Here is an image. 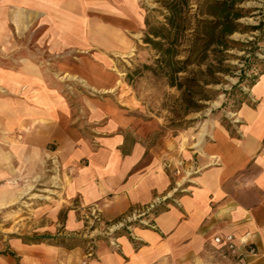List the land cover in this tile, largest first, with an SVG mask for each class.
Segmentation results:
<instances>
[{
    "label": "crops",
    "instance_id": "crops-1",
    "mask_svg": "<svg viewBox=\"0 0 264 264\" xmlns=\"http://www.w3.org/2000/svg\"><path fill=\"white\" fill-rule=\"evenodd\" d=\"M143 1L0 0V188L8 199L38 184L35 209L63 213L60 230L23 245L55 264H264V74L229 128L143 118L122 70ZM153 206L147 225L112 235ZM225 234L255 252L219 247Z\"/></svg>",
    "mask_w": 264,
    "mask_h": 264
},
{
    "label": "trees",
    "instance_id": "trees-1",
    "mask_svg": "<svg viewBox=\"0 0 264 264\" xmlns=\"http://www.w3.org/2000/svg\"><path fill=\"white\" fill-rule=\"evenodd\" d=\"M248 0H158V12L163 20L147 15L144 20L142 42L149 45L155 52L152 63H144L143 68L154 76L162 78L166 84L175 88L178 95L173 97L170 125L175 128H185L194 119L186 116L207 107L206 101L217 94L227 95V99L234 93L238 85L245 79V69L250 63L248 56H237L231 50L242 51L254 57L256 41H241L234 39V33H252L261 30L262 19L257 24H245L241 19L248 17L254 9L243 4ZM262 33V32H261ZM255 39H262L258 36ZM139 49H142L139 45ZM231 59L244 60V67H240L237 82L229 91L213 89L214 85L225 82L224 76L233 73L237 66L229 63ZM258 77L245 82L251 88ZM239 97L237 111L248 100L238 89ZM234 99V98H233ZM229 128V125H226ZM158 206H154L145 216L155 213ZM140 224L137 221L129 225ZM125 227L112 232L113 236ZM30 240L37 241L34 237Z\"/></svg>",
    "mask_w": 264,
    "mask_h": 264
},
{
    "label": "rangeland",
    "instance_id": "rangeland-1",
    "mask_svg": "<svg viewBox=\"0 0 264 264\" xmlns=\"http://www.w3.org/2000/svg\"><path fill=\"white\" fill-rule=\"evenodd\" d=\"M243 5L254 9L248 17L241 19L243 23L257 24L261 19L264 23V0H248ZM143 6L147 15L154 16L160 21L163 20V17L158 12L160 10L158 0H144ZM258 36H261L262 39H255ZM142 37L141 44H139L142 49H139L138 52L136 51V55H131L130 58L132 60L128 58V61H124L123 75L126 83L134 92L136 101L139 102L141 116L143 118H158L160 123H162L163 130L178 132L185 128L199 125L213 116H218L224 125L230 126V113L235 112L238 105L235 101L239 97L237 94L238 89L249 102L250 88L247 87L245 82H249L247 79L256 76L259 78L260 75L264 74V25L261 30L252 33H234L232 35L234 39L241 41L254 40L256 41L255 46H258L254 51L255 59L252 58V55L242 51H230V53L238 57L248 56L250 59V62L248 60L245 63V65L250 63V66L245 69L244 81L238 85L228 99L227 95L219 93L213 99L206 101V108L187 115V119H194L190 126L175 129L170 125L173 117L171 104L173 97L177 96L178 92L175 88L169 87L164 79L154 76L150 71L143 68L144 63H152L155 52L149 45L142 42ZM3 54L4 52H0V55ZM229 63L237 66V69H234L232 74L224 76L225 82L211 86L213 89L229 91L231 86L237 82V76L240 73L238 68H245L244 60L231 59ZM50 170L51 168L49 167L45 171L50 173ZM22 187V184L18 185L19 192H21L20 189ZM40 191L42 190H39V185L37 184L33 185L25 194L14 195L6 199L5 191L0 188V258H3L5 261H2L7 264H40L39 256L46 264H55L54 256H50L52 254L44 252V250H38V248H27L23 245L27 239L34 238L38 232H47L49 230L53 232L61 229L63 213H60L55 220L48 212H41L35 209L34 203L31 202L33 199H39L38 193ZM85 221V226L88 228L100 224V219L94 218L92 215H89ZM92 238L85 236L86 242L84 244H87ZM74 242V244H78V241ZM28 249L34 250L29 251ZM92 249L93 243L89 242L85 252H91Z\"/></svg>",
    "mask_w": 264,
    "mask_h": 264
},
{
    "label": "built area",
    "instance_id": "built-area-1",
    "mask_svg": "<svg viewBox=\"0 0 264 264\" xmlns=\"http://www.w3.org/2000/svg\"><path fill=\"white\" fill-rule=\"evenodd\" d=\"M153 207H151V208H153ZM149 211H150V209H148L146 211H141V212L140 211L133 212L129 219H126V220L120 222L118 228H121V227L129 228V226H130L129 223L133 222V221H137L140 224L147 225L148 224V218H146L145 216L147 215V213ZM91 215L94 218L99 219V216L97 215V213L95 211L91 212ZM213 241L219 247L224 248L225 250H227L233 254H236L237 252L240 253L239 245H238L235 237L232 234L216 235V236H214ZM254 252H255L254 248H248V249L244 250L243 252H241L240 254H247V253H254Z\"/></svg>",
    "mask_w": 264,
    "mask_h": 264
}]
</instances>
